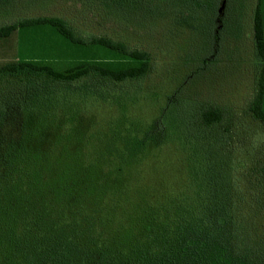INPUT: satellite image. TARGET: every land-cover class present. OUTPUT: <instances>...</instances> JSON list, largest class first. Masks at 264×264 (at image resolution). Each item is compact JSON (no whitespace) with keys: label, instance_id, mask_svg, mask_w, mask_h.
Listing matches in <instances>:
<instances>
[{"label":"trees","instance_id":"1","mask_svg":"<svg viewBox=\"0 0 264 264\" xmlns=\"http://www.w3.org/2000/svg\"><path fill=\"white\" fill-rule=\"evenodd\" d=\"M16 1L23 0H0V7ZM96 1L136 25L165 24L172 35L186 25L208 23L209 56L201 48L197 57L182 56L185 67L195 65L186 80H199L212 93L226 89L233 97L235 86L215 83L212 89L211 71L207 87L201 77L206 64L220 61L227 0H172L174 10L156 16H140L135 8L166 0ZM39 25L54 28L72 44L98 45L141 63L117 71L81 65L60 72L29 62L0 67V264H264V151L256 153L253 165L235 162L234 149L224 150L208 138L222 123L223 111L205 105L194 114V104L174 91L172 103L160 108L152 137L156 133L164 145L162 118L171 110L184 114L182 125L173 128L180 135L183 166L173 175L165 169L161 177L149 172L144 160L155 142L148 132L138 133L139 119L128 109L142 95L103 85L74 89L89 79L109 85L140 82L149 72L148 55L105 37L84 39L60 17L1 25L0 38ZM251 25L257 76L246 113L264 128L258 5ZM246 73L229 67L217 77L236 81ZM98 105L113 107L117 116H90ZM182 133L188 139H181Z\"/></svg>","mask_w":264,"mask_h":264},{"label":"rangeland","instance_id":"2","mask_svg":"<svg viewBox=\"0 0 264 264\" xmlns=\"http://www.w3.org/2000/svg\"><path fill=\"white\" fill-rule=\"evenodd\" d=\"M225 5L227 12L223 21L227 19L228 23H223V27L219 30L222 43L220 61L217 60L216 64H206L205 74L201 77L206 78L205 87H207L209 79L207 73L211 71L212 89L215 83L226 85L229 87L227 89L235 86L232 91L233 97H227L226 89H218L212 93L204 89L203 82L196 79L186 80L187 72L190 69L193 70L195 65L190 66V69L185 67L182 56L197 57L200 48L206 58L209 56L211 33L208 23L202 22L191 28L186 25L183 32L179 31L177 35H172L165 24L140 21L136 25L133 19L125 20L121 14L104 8L96 0H38L35 2L23 0L0 7V26L25 18L60 17L84 39L105 37L123 43L128 49L145 52L149 58L150 68L140 82L109 85V83L101 84L89 79L76 84L74 89L85 85H103L122 93L137 91L142 97L135 100L134 104L128 105L129 115L139 119L138 133L142 135L148 132L149 139L154 133L157 119L160 118V108L172 103L174 91L179 93L181 99L185 98L194 104V114L198 107L199 110L205 105L218 107L224 113L223 121L215 128L214 133H208L209 140L214 141L215 146L221 143L224 150L234 149L235 162L243 160L244 163L253 165L255 158V162L258 161L257 155L264 151V128L255 124L246 113L247 104L255 92L257 76L256 70H253L255 57L251 58L253 46L250 36L252 35V14L257 5L264 33V0H227ZM171 9L174 10L172 0H166L163 4L153 1L145 6L139 3L135 13L140 16H147V14L156 16L167 10L169 12ZM124 10H129V6L124 7ZM224 59L229 60L228 63ZM194 61H186V63L193 64ZM20 62L49 66L60 72L81 65H97L117 71L138 67L141 63L120 52L98 45L72 44L48 25L21 28L7 38H0V67ZM250 62L253 63V67ZM228 64L233 72L242 69L247 73L243 77H235L236 81L224 74L217 77L224 68H229ZM217 71L219 74L215 73ZM91 115L94 117L97 115L98 119L117 116L113 107L108 108L105 105L93 107ZM163 119L165 120L161 122V127L167 139L166 143L159 144L155 133L152 140L156 145L154 143L148 145L147 160H144V167L149 172L157 171L160 177L161 170L164 169L168 170V175H173L178 167L183 166L184 160L182 158L184 152L179 143L180 135L173 128L177 129L182 125L185 115H179L178 109L171 110ZM166 125L168 129H165ZM193 126H195L194 123ZM185 134L182 133L181 139L183 137L188 139Z\"/></svg>","mask_w":264,"mask_h":264}]
</instances>
